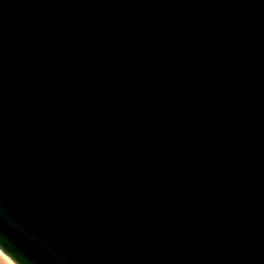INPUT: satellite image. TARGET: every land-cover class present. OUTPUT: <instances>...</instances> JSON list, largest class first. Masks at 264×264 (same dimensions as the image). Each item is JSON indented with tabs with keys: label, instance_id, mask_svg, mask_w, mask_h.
<instances>
[{
	"label": "water",
	"instance_id": "95a60500",
	"mask_svg": "<svg viewBox=\"0 0 264 264\" xmlns=\"http://www.w3.org/2000/svg\"><path fill=\"white\" fill-rule=\"evenodd\" d=\"M3 244L264 264V0H0Z\"/></svg>",
	"mask_w": 264,
	"mask_h": 264
},
{
	"label": "clouds",
	"instance_id": "9594fccd",
	"mask_svg": "<svg viewBox=\"0 0 264 264\" xmlns=\"http://www.w3.org/2000/svg\"><path fill=\"white\" fill-rule=\"evenodd\" d=\"M3 251L14 261V264H24V261L22 259H17L13 255H10L9 252L5 250L4 244H3Z\"/></svg>",
	"mask_w": 264,
	"mask_h": 264
},
{
	"label": "rangeland",
	"instance_id": "374dc122",
	"mask_svg": "<svg viewBox=\"0 0 264 264\" xmlns=\"http://www.w3.org/2000/svg\"><path fill=\"white\" fill-rule=\"evenodd\" d=\"M0 264H10L8 261H6L1 255H0Z\"/></svg>",
	"mask_w": 264,
	"mask_h": 264
},
{
	"label": "bare ground",
	"instance_id": "6f19581e",
	"mask_svg": "<svg viewBox=\"0 0 264 264\" xmlns=\"http://www.w3.org/2000/svg\"><path fill=\"white\" fill-rule=\"evenodd\" d=\"M0 255L6 260L8 261L10 264H13L11 261H9L1 252H0Z\"/></svg>",
	"mask_w": 264,
	"mask_h": 264
}]
</instances>
